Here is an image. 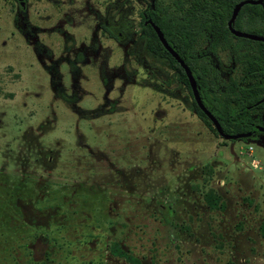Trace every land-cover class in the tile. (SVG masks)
<instances>
[{
    "label": "rangeland",
    "instance_id": "1",
    "mask_svg": "<svg viewBox=\"0 0 264 264\" xmlns=\"http://www.w3.org/2000/svg\"><path fill=\"white\" fill-rule=\"evenodd\" d=\"M151 1L0 0V264H264V132L195 113Z\"/></svg>",
    "mask_w": 264,
    "mask_h": 264
},
{
    "label": "trees",
    "instance_id": "2",
    "mask_svg": "<svg viewBox=\"0 0 264 264\" xmlns=\"http://www.w3.org/2000/svg\"><path fill=\"white\" fill-rule=\"evenodd\" d=\"M240 1L152 0L144 12L187 64L203 104L217 119L222 131L230 135L255 132L257 126L264 124V42L235 37L227 27L232 10ZM144 15L140 27L148 49L170 62L192 95L184 70L165 50L151 25L145 24ZM243 17L256 30L253 33L264 36V10L260 5L245 4L233 27L239 29ZM103 30L110 37L118 38L107 26L103 25ZM202 44H205L204 49ZM218 51L232 56L233 67L227 79L222 78L213 61ZM192 107L211 126L194 99ZM261 230L264 234V225Z\"/></svg>",
    "mask_w": 264,
    "mask_h": 264
},
{
    "label": "water",
    "instance_id": "3",
    "mask_svg": "<svg viewBox=\"0 0 264 264\" xmlns=\"http://www.w3.org/2000/svg\"><path fill=\"white\" fill-rule=\"evenodd\" d=\"M18 1L20 2L21 5L24 4V0H18ZM245 4L262 5L263 9H264L263 0H242L234 6V8L232 10L231 17L227 22V27H228L230 33L232 35H234L235 37L247 38V39L254 40V41L264 42V36H259L257 34H252V33L244 32L241 30H237L232 26V24H233L235 18L237 17L240 9ZM147 23H149L152 26L153 30L157 34V37H158L159 41L161 42V44L163 45V47L165 48V50H167L169 52V54L177 61V63L180 65V67L184 70V73L187 77L188 84H189V87H190L194 101L196 102L197 106L202 110V112L207 116V118L211 122L212 126L215 128L216 132L221 137H223L227 140L241 139V138L249 137L251 135V132L230 135V134H226L222 131L221 126L218 123L217 119L203 104V101L201 100L200 95H199V89H198L196 80H195L191 70L187 66V64L177 54V52L168 44V42L164 38L163 33L161 32L159 27L157 25H155L151 20H148Z\"/></svg>",
    "mask_w": 264,
    "mask_h": 264
},
{
    "label": "flooded vegetation",
    "instance_id": "4",
    "mask_svg": "<svg viewBox=\"0 0 264 264\" xmlns=\"http://www.w3.org/2000/svg\"><path fill=\"white\" fill-rule=\"evenodd\" d=\"M16 1H18V0H16ZM27 0H24V2H26ZM263 4H264V0H263ZM261 7H262V9H263V6L262 5H260ZM241 10V9H240ZM264 10V9H263ZM144 15V14H143ZM144 17H145V24H149V23H147V21L148 20H151V19H149V18H147L146 17V15H144ZM236 19V18H235ZM235 21V20H234ZM247 18H245V17H243L242 19H241V25L240 26H242V25H244V24H247ZM234 23V22H233ZM150 25V24H149ZM232 26H233V24H232ZM152 27V26H151ZM235 28V27H234ZM235 29H237V28H235ZM237 30H239V29H237ZM251 132V135L250 136H252L254 133H256V132H259V133H261V132H264V127H262L261 125H259V126H257L256 127V131L254 132V131H250Z\"/></svg>",
    "mask_w": 264,
    "mask_h": 264
}]
</instances>
